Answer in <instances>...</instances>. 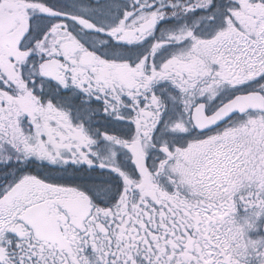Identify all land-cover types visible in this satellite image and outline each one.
Wrapping results in <instances>:
<instances>
[{
  "label": "snow or ice",
  "instance_id": "6c2138e0",
  "mask_svg": "<svg viewBox=\"0 0 264 264\" xmlns=\"http://www.w3.org/2000/svg\"><path fill=\"white\" fill-rule=\"evenodd\" d=\"M0 264H264V0H0Z\"/></svg>",
  "mask_w": 264,
  "mask_h": 264
}]
</instances>
